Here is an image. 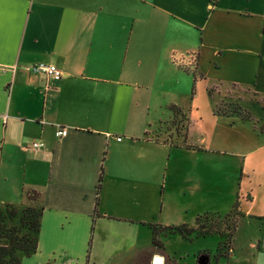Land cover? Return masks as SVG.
I'll return each mask as SVG.
<instances>
[{
	"label": "crops",
	"instance_id": "crops-1",
	"mask_svg": "<svg viewBox=\"0 0 264 264\" xmlns=\"http://www.w3.org/2000/svg\"><path fill=\"white\" fill-rule=\"evenodd\" d=\"M41 62L63 76L34 72ZM178 63L196 64L197 90L245 87L264 105V0H0V204L35 190L42 208L19 264H181L147 224L236 200L225 264H264V133L189 96ZM171 104L190 147L151 135Z\"/></svg>",
	"mask_w": 264,
	"mask_h": 264
},
{
	"label": "trees",
	"instance_id": "trees-1",
	"mask_svg": "<svg viewBox=\"0 0 264 264\" xmlns=\"http://www.w3.org/2000/svg\"><path fill=\"white\" fill-rule=\"evenodd\" d=\"M195 64V63H194ZM193 67L178 63L179 67L193 75V81L202 77L198 72L196 64ZM194 85L191 95L194 92ZM213 86L207 88L209 96L213 97ZM172 112V119L167 123L166 129L174 131L176 136L181 137V143L175 144L192 146L187 143L188 119L186 112L179 106L171 104L168 106ZM214 111L219 114H236L241 119L253 121V126L264 133V122L254 120L251 112L237 102L231 104V108L220 110L214 105ZM165 140V139H164ZM27 204L17 208L10 203L0 204V264H19L21 258L33 254L37 249L38 232L40 229V217L42 208L37 205L38 192L30 190L26 193ZM244 216L236 200L232 208L224 214L215 211H206L195 217L193 224L181 223L177 225L161 226L160 224H147L152 231V244L163 248V238L172 234H178L186 240L209 235H218L219 245L215 253L216 262L220 258L227 257L235 231ZM207 252L199 253L197 260L205 258ZM200 264V263H195Z\"/></svg>",
	"mask_w": 264,
	"mask_h": 264
},
{
	"label": "rangeland",
	"instance_id": "rangeland-1",
	"mask_svg": "<svg viewBox=\"0 0 264 264\" xmlns=\"http://www.w3.org/2000/svg\"><path fill=\"white\" fill-rule=\"evenodd\" d=\"M191 84L188 88H186V91L188 92V95H191L192 88H193V78L191 80ZM213 98H215L214 104L217 106L220 110H223L224 108H231V104H234L235 102L240 103L245 109L249 110L254 117V120H260L261 122H264V105L263 102H261L258 97L253 94L251 91L247 90L245 87H239V86H224L221 84H214L213 85ZM188 96V97H189ZM193 96L195 98H210L207 95L206 89L203 88L202 90H197V87L195 86ZM249 125L251 127L253 126V121H248ZM152 137L158 138V139H165L169 140L172 143L180 142L181 143V137L176 136L175 132L172 130L166 129V127L162 124L158 126L157 129H153L150 131ZM246 232V225L245 221L242 222L240 232L242 234L239 236V239L241 240L243 238V234ZM219 236L218 235H209L205 237H197L192 240H186L183 239L180 235L172 234L165 238H163L165 248L169 249L172 254H175L178 259L182 261V263L190 264L194 263L196 261V257L199 253L207 252L211 258L210 263H215V253L217 250V247L219 245ZM236 244V243H235ZM225 258L221 259V262L225 264ZM181 263V264H182Z\"/></svg>",
	"mask_w": 264,
	"mask_h": 264
},
{
	"label": "built area",
	"instance_id": "built-area-1",
	"mask_svg": "<svg viewBox=\"0 0 264 264\" xmlns=\"http://www.w3.org/2000/svg\"><path fill=\"white\" fill-rule=\"evenodd\" d=\"M10 68H13L14 66H9ZM0 68H6V66L0 64ZM31 69L34 72H41L43 73L47 78H51L54 80H59L63 76V71L59 69L56 65L52 63H37L31 66ZM63 134V128H58L56 130V136L60 137ZM119 137L118 139H120ZM44 146V142L41 140H34L31 142L30 147L33 149H39Z\"/></svg>",
	"mask_w": 264,
	"mask_h": 264
},
{
	"label": "water",
	"instance_id": "water-1",
	"mask_svg": "<svg viewBox=\"0 0 264 264\" xmlns=\"http://www.w3.org/2000/svg\"><path fill=\"white\" fill-rule=\"evenodd\" d=\"M207 260H208V255L205 256V258L199 259V263L200 264H206L207 263ZM157 262H159V258H157Z\"/></svg>",
	"mask_w": 264,
	"mask_h": 264
}]
</instances>
